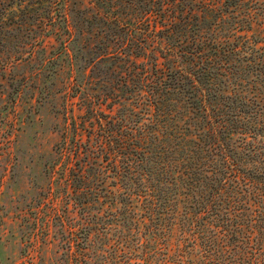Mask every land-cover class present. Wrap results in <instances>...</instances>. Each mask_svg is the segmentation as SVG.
Listing matches in <instances>:
<instances>
[{"label":"trees","instance_id":"trees-1","mask_svg":"<svg viewBox=\"0 0 264 264\" xmlns=\"http://www.w3.org/2000/svg\"><path fill=\"white\" fill-rule=\"evenodd\" d=\"M109 6V89L65 116L49 167L77 217L63 264H264V0Z\"/></svg>","mask_w":264,"mask_h":264},{"label":"rangeland","instance_id":"rangeland-1","mask_svg":"<svg viewBox=\"0 0 264 264\" xmlns=\"http://www.w3.org/2000/svg\"><path fill=\"white\" fill-rule=\"evenodd\" d=\"M111 2L0 0V264H63L60 225L77 217L52 199L65 185L49 167L65 116L109 89L112 69L98 57ZM49 215L47 242L32 248ZM170 237L174 247L176 226Z\"/></svg>","mask_w":264,"mask_h":264}]
</instances>
